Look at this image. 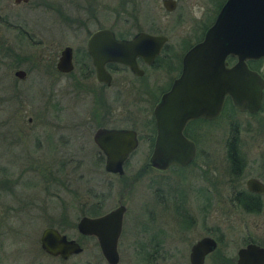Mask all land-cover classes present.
I'll list each match as a JSON object with an SVG mask.
<instances>
[{
  "label": "flooded vegetation",
  "instance_id": "1",
  "mask_svg": "<svg viewBox=\"0 0 264 264\" xmlns=\"http://www.w3.org/2000/svg\"><path fill=\"white\" fill-rule=\"evenodd\" d=\"M11 1L15 5H21L29 0ZM112 1L62 0L61 9L66 13L64 17L69 21L65 22V27L62 29L65 42L56 55L41 53L40 50L28 57L20 56L9 41L3 38L2 32L0 33V264L4 252L2 238L4 218H13L14 220L10 219L11 224L6 225V229L20 234L24 227H33L34 220L38 218L35 216L36 207H47L52 197L57 199L59 204L76 203L81 206L83 201L78 182L82 174L84 156L90 153L91 157L103 160L102 167L106 173L122 175L126 160L141 141V137H145L150 148L142 168L156 171L162 178L163 186L158 182L153 189L157 201L155 203L152 196L151 200L156 207L146 209L147 215L142 226L145 232L142 233L144 241L142 239V244L140 243L137 249L135 247L132 249L133 253L144 254L138 264L199 262L200 264H234L238 250L247 244L264 248V242L257 236L249 237L246 234L240 237V245L235 248L233 254H226L221 251L223 233L217 226L214 227L216 230H213L211 222L207 223L211 218L208 216L213 196L221 197L225 190L227 195L225 198L231 205L244 209L242 205L248 203L254 207L252 212L264 211V171L246 175L238 186L234 181L238 178L235 176L244 166L243 143L245 140L249 141L247 134H241L240 129L236 127L253 123L264 127V54H252L243 58L246 68L263 79L259 104L255 108L237 106L231 94L225 91L221 96L219 107L214 112L189 117L181 128L183 136L193 143L192 158L185 164H169L165 168H156L149 163L156 135L153 109L161 101L163 94L169 91L174 81L180 77L186 52L203 39L206 29L213 23L225 0H169L168 7L163 5V0H160V4L157 2L152 4L147 0L148 3L141 7L132 0L128 7L118 6L126 14L121 19ZM194 8L197 10L196 14L192 11ZM57 10L61 12L60 9ZM84 12L91 14L93 20L84 21L77 18L71 20L68 15ZM168 14L169 16L171 14L169 19ZM8 15L9 13L5 15L0 13V30L4 18L7 19ZM102 17L108 20H100L103 19ZM4 25L16 26L11 25L7 20ZM98 30L101 32L97 35L94 44L98 59H102L111 50L109 43L111 38L131 40L139 33L151 38L142 39L138 46L126 49L127 54L132 56L133 68L121 61L103 60L102 68L106 80H100L97 78V69L87 45L90 35ZM18 32L20 35H26L22 30ZM63 48H68L70 55L69 68L65 71L56 68L60 50ZM239 60L237 53L227 52L223 57V69L226 71L234 69ZM26 61L29 65L25 69L21 68L20 64ZM17 70H22L23 75H16ZM31 70L37 77L57 79L62 76L64 83L58 88L61 89L59 94L51 84L44 85V93L41 90L35 93L30 115L26 118L27 123L18 124L20 119H14L15 115L7 119L3 117V105H7L10 100L12 104L14 97H17V93L22 90L19 81L24 80ZM230 75L231 78L240 79L243 72L240 74L232 70ZM41 96H44V101ZM11 111L12 108L5 114L11 115ZM221 121L233 130L222 135H213L209 132L208 127L212 128ZM6 125L9 128H5ZM98 129L134 130L137 143L124 159L121 174L104 169L106 154L94 139ZM211 141L223 143L222 161L226 166L219 174L226 173L229 182H224L222 177L212 171V166L215 165L211 166L210 161ZM263 155L264 150L263 154L258 156L257 162L264 165ZM168 173L172 175H167ZM248 178L260 181L263 189L249 190L246 186ZM73 180L76 181L75 187H72ZM185 182L189 185L186 194L179 189V185ZM70 191L74 192L75 197ZM124 195L119 194L115 206L122 203ZM99 202L97 200L95 203ZM191 204L202 207L203 217H195L194 207ZM170 208L174 209L177 217L165 216L167 214L165 212H169ZM125 210L126 206L121 216L116 242L118 260L114 264L119 262L117 245ZM106 211H99L89 216L100 215ZM62 212L64 215L59 218L67 221L66 219L69 218L67 209H63ZM82 215L87 214L80 216ZM80 216L75 217L76 230ZM49 226L65 234L67 238H72L63 232V229L52 224L42 227L40 233L43 228ZM200 227L203 228L202 231H198ZM77 232L82 236H93L82 234L78 230ZM39 236L38 252L57 259L59 263L81 264L80 254L83 247L76 239L73 238L80 244L81 249L61 257L43 250L39 245ZM204 239L207 242H202L200 251L211 243L213 246L206 252L204 250L202 256L197 259L200 251L193 254L195 253L193 247ZM95 241L97 243L96 238ZM97 247L104 263L111 264L103 257L98 243ZM32 248L36 249L34 246L18 248L19 254H27V257L25 258L24 255L23 259L17 260H23L26 264H36L37 261L40 264L28 254L31 253ZM14 258H17V255ZM73 259L77 261L73 262Z\"/></svg>",
  "mask_w": 264,
  "mask_h": 264
},
{
  "label": "rangeland",
  "instance_id": "2",
  "mask_svg": "<svg viewBox=\"0 0 264 264\" xmlns=\"http://www.w3.org/2000/svg\"><path fill=\"white\" fill-rule=\"evenodd\" d=\"M61 2L62 0H29L25 4L15 5L11 0H0V13L3 15L9 13L7 19L4 18L3 23L1 22L2 29L0 33L2 32L3 38L9 41L14 51L20 56L28 57L38 53L40 50H42L41 53L46 52L47 54L56 55L59 48L65 42V37L62 36V29L65 27V22L69 21L64 17L66 13L61 9ZM112 2H114V5L117 7L116 11L120 13L119 17L121 19L126 16V14H124L123 9L118 6L123 5L128 7L132 3V0H113ZM150 2H152V4L153 2L160 4V0H150ZM147 3V0H135V4L139 5V7L145 6ZM50 6L51 8H49ZM57 8L60 9L61 12H59ZM159 11L162 12L161 10ZM192 11H194L195 14L197 13L196 8ZM11 13H13V15H11ZM68 15H70L71 20H75L76 18L83 19L84 21L93 20L91 14L87 12L83 14L70 13ZM170 16L168 14V19ZM102 18L103 19L100 18V20H108L105 17ZM6 20L8 23H11V25L16 26L7 27V25H4ZM18 30H22L24 34L29 35V37L20 35ZM28 65L29 62L26 61L24 63L22 62L20 67L25 69ZM63 83L64 79L62 76L57 77V79L51 77H37L32 70L28 71L25 79L19 81V87L20 90H22L17 93V97H14L12 104L10 100L8 104L6 103L7 105H3V117L7 119L15 115L14 119H20L18 124L27 123L26 118L30 115L29 111H31L35 93L39 90L44 93V85L47 86L51 84L52 87H55L53 88L55 92L59 94L61 89L58 88H60ZM38 94L40 95L41 93ZM41 99L44 101V96H41ZM10 108H12L11 115L7 116L5 113H7ZM224 124L225 122L221 121L212 128L208 127V130L213 133V135H222L233 130L231 127ZM5 128H9V126L6 125ZM236 128L240 129L241 134H247L246 137L249 140H245L243 143L245 167L243 166L240 173L235 176L238 178L234 179L238 186L246 175L264 171V165L257 162L258 156L261 153L263 154L264 150V127L262 125H254L253 123L248 126L240 125ZM139 130L141 131V129ZM140 140L141 141L138 142L133 153L127 158L124 165V173L122 175L108 174L103 170L102 159L91 157L90 153L84 156L82 161V174L78 182L83 201L81 206L76 205V203L59 204L57 199L52 197L47 207H36L35 216L38 218L34 220L33 227H24L20 234L8 231L6 225L11 224L10 219H14L4 218V233L2 236L4 252L2 264H26L23 260H17L23 259L24 255L25 258L27 257V254H19L20 250L18 248L30 246H34L36 249L32 248L31 253H27L38 260L40 264H42L41 262H43V264H70L69 262L59 263L57 259L44 256L37 251L40 230L47 224L57 225L63 229V232L69 237L76 239L82 245L83 249L80 254L81 264H105L98 252L95 238L93 236H82L75 229V217H79L81 214L92 215L88 212L92 207V211L96 209L93 215L99 211L104 212L110 209L116 205L117 198L119 194L122 193L123 195L125 194L122 197V203L125 204L126 210L123 215L122 231L117 245L119 253L118 264H138L141 262V257L144 254L133 253L134 251L132 249L134 247L137 249L140 243L142 244V239L144 241L143 234L145 232H143L142 226L143 220L147 215L146 209L149 207H156L155 204H152L157 201L153 189L158 182H160V185H162L163 182L156 171L142 168L144 162L147 160L150 148L145 137H141ZM222 145V142L211 141L210 161L212 162L211 166L215 165L212 166L213 173L222 177L224 182H229L230 180L226 178V173L219 174L221 170L224 171L223 167L226 166L222 161L224 159V147ZM85 146L88 147V145ZM167 175L172 174L168 173ZM75 186L76 181L73 180L72 187ZM179 189L186 194L189 191L188 183H181ZM70 193L75 197L73 191H70ZM212 194L214 195V193ZM225 195L226 190L221 196L222 199L218 195L213 196L210 214L208 216L211 218L210 221L208 220L207 222L208 224L209 222L212 223L213 230H216L214 227L217 226L221 233H223L221 251L232 255L235 248L240 245V237L246 234H248L249 237L257 236L259 240L264 242V211L259 213L251 212L241 209L237 205H231L229 201L226 200ZM151 196L154 202L151 200ZM97 200L100 201L98 204L95 203ZM191 206L194 207L195 217H203L202 207L198 204H191ZM172 208H170V213L168 211L165 212L167 213L165 216L177 217ZM63 209H67V214L69 216V218L66 219L67 221H63L59 218L64 215L62 212ZM19 226H21L20 222ZM19 230H21L20 227ZM202 230V227H200V229L198 228V231ZM16 255L17 258H14ZM72 261L75 262L77 260L73 259ZM36 264L39 263L36 261Z\"/></svg>",
  "mask_w": 264,
  "mask_h": 264
},
{
  "label": "water",
  "instance_id": "3",
  "mask_svg": "<svg viewBox=\"0 0 264 264\" xmlns=\"http://www.w3.org/2000/svg\"><path fill=\"white\" fill-rule=\"evenodd\" d=\"M167 3L170 1L163 0V5L170 6ZM100 32L98 30L92 33L87 43L97 69V78L100 80H106L102 68L103 60L121 61L133 68L132 56L127 54L126 49L138 46L142 39L149 37L139 33L131 40L111 38V50L102 59H98L94 44ZM229 51L237 53L240 60L234 69L226 71L222 62ZM252 54H264V0H225L213 23L206 29L203 39L186 52L180 77L153 109L156 135L149 156L152 166L165 168L169 164L181 165L192 158L193 143L183 136L181 128L189 117L214 112L225 91L231 94L237 106L255 108L259 104L263 79L254 71L248 70L243 62L244 57ZM69 58L68 48L61 49L56 62L57 70H67ZM232 70L240 74L243 72V76L240 79L231 78ZM15 74L22 76L23 71L17 70ZM94 139L106 154L104 169L121 174L124 159L137 143L134 130L98 129ZM246 186L253 191L263 189L262 183L254 178H248ZM124 209V204L120 203L100 215H82L76 223L80 233L95 236L103 257L111 264L118 260L116 242ZM203 241L206 239L193 247V254L200 251ZM39 245L49 254L61 257L81 249L80 244L73 238H67L50 226L42 229ZM212 246L213 243L206 245L198 253L197 259L204 250L206 252ZM237 256L234 264H261L264 262V248L247 244L238 250Z\"/></svg>",
  "mask_w": 264,
  "mask_h": 264
},
{
  "label": "trees",
  "instance_id": "4",
  "mask_svg": "<svg viewBox=\"0 0 264 264\" xmlns=\"http://www.w3.org/2000/svg\"><path fill=\"white\" fill-rule=\"evenodd\" d=\"M243 206V208L245 209V210H247V211H254V207H253V205L252 204H248V203H244V205H242ZM92 209H93V207H92ZM92 209H90L88 212L90 213V214H93V213H95L96 212V209L94 210V211H92Z\"/></svg>",
  "mask_w": 264,
  "mask_h": 264
}]
</instances>
